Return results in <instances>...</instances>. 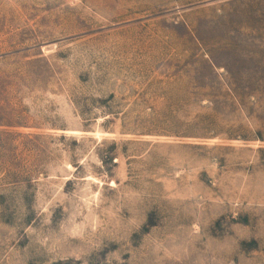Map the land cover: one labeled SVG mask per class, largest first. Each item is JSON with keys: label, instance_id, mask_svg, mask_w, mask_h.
I'll return each mask as SVG.
<instances>
[{"label": "rangeland", "instance_id": "rangeland-1", "mask_svg": "<svg viewBox=\"0 0 264 264\" xmlns=\"http://www.w3.org/2000/svg\"><path fill=\"white\" fill-rule=\"evenodd\" d=\"M0 264H264V0H0Z\"/></svg>", "mask_w": 264, "mask_h": 264}]
</instances>
